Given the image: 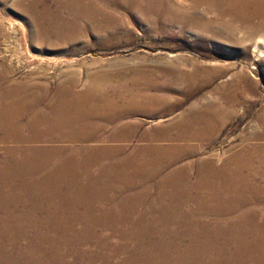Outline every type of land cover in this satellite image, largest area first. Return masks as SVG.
Listing matches in <instances>:
<instances>
[{
    "label": "rangeland",
    "instance_id": "rangeland-1",
    "mask_svg": "<svg viewBox=\"0 0 264 264\" xmlns=\"http://www.w3.org/2000/svg\"><path fill=\"white\" fill-rule=\"evenodd\" d=\"M35 1L0 0V115L18 97L29 138L62 96L69 121L0 133V264H264V6L103 26ZM129 124L195 138L123 142Z\"/></svg>",
    "mask_w": 264,
    "mask_h": 264
},
{
    "label": "bare ground",
    "instance_id": "bare-ground-1",
    "mask_svg": "<svg viewBox=\"0 0 264 264\" xmlns=\"http://www.w3.org/2000/svg\"><path fill=\"white\" fill-rule=\"evenodd\" d=\"M48 0H36L31 10L33 12L37 11L42 3H47ZM52 1V0H49ZM157 2L159 7L153 8L147 3V0H66L64 5L69 4L71 8L77 10L78 12L92 17L96 21H101L104 24L109 25L113 23H120L121 18L123 15L121 14L120 10L126 13H130L134 16V21L138 22L141 17L145 16L147 18H151L154 21H159L162 16L166 17V14L171 16V19L175 22L183 23L184 25L189 22L188 18L184 15L183 5L175 3L173 0H154ZM205 4L207 9L219 11L220 15L223 13L236 15L241 10H246L248 7L246 1L241 0H196L192 5L190 10L193 12H198V6ZM57 5V4H56ZM257 9L253 12L254 17L259 18L261 16V10L264 6L263 0L256 1ZM168 8V9H167ZM206 10V9H205ZM137 12V14H135ZM164 12V13H163ZM163 13V15H162ZM121 14V15H120ZM237 18V17H235ZM165 21V20H164ZM209 25V24H208ZM254 32V31H253ZM6 76L1 74L0 72V79L5 78ZM146 89V88H144ZM7 91L6 93H8ZM14 92V91H10ZM146 95V94H145ZM9 96V95H8ZM10 101L16 100L14 102H9L6 105L7 108H12L13 111L8 114H1L0 115V133H4L5 136L3 137L4 142H21V141H35L37 138H43L42 134L36 136V121L42 125L44 122H48L52 125V127L58 128L62 124H67L69 119L67 116L69 105L66 103L65 100L62 99V96L57 97L53 100L50 104L51 108H53L50 117L45 118L41 115H37L36 119L30 125V136L29 138H25L21 135L20 128V120L21 118L26 115L24 111L21 110V105H19V98L18 97H8ZM14 98V99H13ZM4 103V102H3ZM148 103V102H146ZM125 104V105H122ZM122 104L115 105L113 109H116L118 113L123 112L122 114H128L133 110L139 108L136 103L134 102H124ZM3 105V106H4ZM122 105V106H120ZM77 109L84 113L82 106L78 105ZM7 111V110H6ZM66 116H63L65 114ZM62 120V124L59 122ZM264 122V120H263ZM44 139V138H43ZM33 153V152H32ZM63 167L66 169L67 163H65ZM34 168L31 170L33 172ZM245 183L248 182L246 178H243ZM250 186V183L248 184Z\"/></svg>",
    "mask_w": 264,
    "mask_h": 264
},
{
    "label": "crops",
    "instance_id": "crops-1",
    "mask_svg": "<svg viewBox=\"0 0 264 264\" xmlns=\"http://www.w3.org/2000/svg\"><path fill=\"white\" fill-rule=\"evenodd\" d=\"M173 130L171 128H163L162 130L160 131H157V130H144L142 129V127L136 125V124H129V125H126L121 131H120V138H124L123 139V142H126L128 140H132V139H135L137 136H141L142 138L146 139V140H160V139H163V140H168L170 141L171 143H169L168 145L169 146H179V145H182L183 143L179 144L180 141L184 142V140L188 139V138H195L193 136L195 135H192V136H188V137H183V136H180L182 134H184V130L180 129L178 130V132H176L177 134V137H174L173 135ZM197 132V130L195 131V133ZM90 132H88L89 134ZM97 134V133H96ZM91 135L95 136L94 133H92ZM91 135H88L89 139L92 137ZM99 139L100 138H96V139H92V141H96V142H99ZM175 141V142H173ZM104 148L105 146L104 145H98V148L101 149ZM110 147L109 149L110 150H113V147H116L114 145H111V146H108ZM92 185V183H90V186ZM115 193L114 192H108V193H104L103 195H106V196H113ZM104 201H109V199H105Z\"/></svg>",
    "mask_w": 264,
    "mask_h": 264
}]
</instances>
